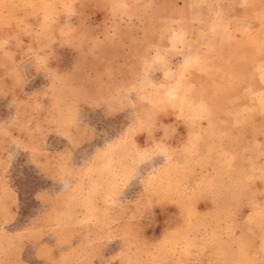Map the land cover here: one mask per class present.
<instances>
[{
	"label": "rangeland",
	"instance_id": "rangeland-1",
	"mask_svg": "<svg viewBox=\"0 0 264 264\" xmlns=\"http://www.w3.org/2000/svg\"><path fill=\"white\" fill-rule=\"evenodd\" d=\"M263 67L264 0H0V264H264Z\"/></svg>",
	"mask_w": 264,
	"mask_h": 264
},
{
	"label": "crops",
	"instance_id": "crops-1",
	"mask_svg": "<svg viewBox=\"0 0 264 264\" xmlns=\"http://www.w3.org/2000/svg\"><path fill=\"white\" fill-rule=\"evenodd\" d=\"M222 20L224 21V18L220 16V18H219L220 22L219 23H223ZM260 85H261V87H260V89L257 90V93L261 92V91H264V67L262 68V70L260 72ZM256 103H257V104H255L256 108H258V105H260V103L259 102H256ZM263 117H264V113H263Z\"/></svg>",
	"mask_w": 264,
	"mask_h": 264
},
{
	"label": "trees",
	"instance_id": "trees-1",
	"mask_svg": "<svg viewBox=\"0 0 264 264\" xmlns=\"http://www.w3.org/2000/svg\"><path fill=\"white\" fill-rule=\"evenodd\" d=\"M21 193V192H20Z\"/></svg>",
	"mask_w": 264,
	"mask_h": 264
}]
</instances>
